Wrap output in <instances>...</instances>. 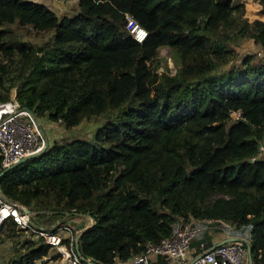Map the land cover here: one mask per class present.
Listing matches in <instances>:
<instances>
[{"label": "trees", "instance_id": "1", "mask_svg": "<svg viewBox=\"0 0 264 264\" xmlns=\"http://www.w3.org/2000/svg\"><path fill=\"white\" fill-rule=\"evenodd\" d=\"M261 5L80 0L78 13L61 19L42 4L0 0V103L16 88L41 123L66 129L118 112L94 143L50 142L0 180L2 193L31 211L93 218L79 239L93 264L130 261L182 223L243 237L264 263V160L251 161L264 144V60L244 57L226 81L208 80L229 63L232 33L264 50V21L251 20ZM125 13L148 31L144 43L126 31ZM14 24L54 32L53 44L16 42L5 28ZM166 47L181 64L173 77L157 73ZM5 228L18 231L13 222ZM34 240L11 264L49 257V246Z\"/></svg>", "mask_w": 264, "mask_h": 264}, {"label": "built area", "instance_id": "2", "mask_svg": "<svg viewBox=\"0 0 264 264\" xmlns=\"http://www.w3.org/2000/svg\"><path fill=\"white\" fill-rule=\"evenodd\" d=\"M79 3L80 0H64ZM125 29L133 40L144 43L149 33L135 18L125 13ZM264 53V52H263ZM6 102L0 103V172L13 166L20 160L44 150L41 134L33 121L31 114L21 106L17 100V93ZM242 114L232 113V122L239 120ZM51 123H47L50 127ZM45 130V129H44ZM264 160V144L260 153L252 158V162ZM37 213L25 206L9 200L0 189V230L8 222H13L19 231L30 234L36 239L43 240L54 253L58 264H93L83 259L79 249L80 236L95 225L90 216H82L89 221L80 228L72 225L70 214H64V219L52 229L36 228L32 224V217ZM69 221L70 223H65ZM225 227L230 228L228 225ZM231 229V228H230ZM200 229L192 223H182L175 232L160 243H148L143 254L132 258L133 264H147L149 257H167L171 264H264L262 255H252L250 241L237 237V241L208 250L195 259H190L191 244L198 236ZM49 256L45 260H49Z\"/></svg>", "mask_w": 264, "mask_h": 264}, {"label": "rangeland", "instance_id": "3", "mask_svg": "<svg viewBox=\"0 0 264 264\" xmlns=\"http://www.w3.org/2000/svg\"><path fill=\"white\" fill-rule=\"evenodd\" d=\"M34 3L42 4L53 9L59 18L75 16L78 13L77 4L72 2H66L64 0H28ZM247 0H233V4L238 3L245 4ZM257 3V0H255ZM259 14L257 17L251 18L252 21L260 19L264 21V7L261 5L258 8ZM251 21V22H252ZM6 29L13 30L12 37L15 38L16 42L28 45L32 48H47L53 44L54 32H36L32 28H21L17 24L6 25ZM253 27L251 25V29ZM226 46L232 50V55L229 59V63L218 68L216 71L209 76L208 80H223L226 81L230 76L241 71L242 61L244 57L250 56L253 58V62H259L264 60V50L256 44L255 40L250 35L242 36L236 33H232L230 38L225 41ZM159 59L161 64L157 69V73H166L170 76H176L180 70V62L177 59L176 54L172 49L166 47L162 48L159 52ZM17 93L16 88L11 89L10 97L12 98ZM117 113H107L101 117L93 118L92 120L84 121L79 127L74 129H66L62 125L51 123L50 127L47 125V120L40 121V125L47 135L45 139L41 136V140L45 146V140L50 142H57L60 144L69 143L74 140H87L94 143L98 133L110 122L116 121ZM39 130V129H38ZM40 133V131H39ZM49 142V143H50ZM50 145V144H49ZM31 211V210H30ZM33 212L37 215L32 217V224L36 228L52 229L59 222H62L64 215L56 214L53 212H47L42 210H34ZM74 220L73 222H85L89 224V221L82 218V216L74 215L70 216L69 219ZM65 223H70L65 221ZM75 225H77L75 223ZM74 225V226H75ZM19 230V229H18ZM33 239L30 234L24 232H10L9 229L5 228L0 231V264H11V261L16 259L18 255L26 252L27 247L33 243ZM36 240V238H35ZM34 240V241H35ZM51 259L42 260L38 264H58L57 260L53 258L54 253L49 252ZM121 264H133L131 261H127Z\"/></svg>", "mask_w": 264, "mask_h": 264}, {"label": "crops", "instance_id": "4", "mask_svg": "<svg viewBox=\"0 0 264 264\" xmlns=\"http://www.w3.org/2000/svg\"><path fill=\"white\" fill-rule=\"evenodd\" d=\"M50 142V141H49ZM86 219V218H84ZM74 221V220H72ZM77 228L84 226L85 222H76ZM226 228L225 226L221 227ZM18 230V229H17ZM19 231V230H18ZM31 236V235H30ZM32 237V236H31ZM234 238L235 236H231L229 232L223 231L221 233H217L213 230L204 229L200 230L198 236L193 240L191 244V251H190V259H195L196 257L200 256L201 254L205 253L206 251L210 250L211 248L217 246L218 244L222 243L226 239ZM34 238V237H32ZM237 238V237H235ZM209 245L212 247L208 249ZM148 264H171V261L164 256L159 257H149Z\"/></svg>", "mask_w": 264, "mask_h": 264}, {"label": "water", "instance_id": "5", "mask_svg": "<svg viewBox=\"0 0 264 264\" xmlns=\"http://www.w3.org/2000/svg\"><path fill=\"white\" fill-rule=\"evenodd\" d=\"M30 114H31V116L33 117V121H34V123L36 124V126H37V128L39 129V131H40V134H41V136L45 139V137H46V133H45V130L41 127V125H40V122H39V120H38V118H37V116L34 114V112H32L31 110H29V109H26ZM49 141L48 140H45V148H44V150L43 151H41V152H39V153H37V154H34V155H31V156H29V157H27V158H24V159H22V160H20L19 162H17L16 164H14L13 166H11V167H9V168H7V169H5V170H3L2 172H0V180L8 173V172H10L11 170H13L15 167H17V166H19V165H21V164H23V163H25V162H27V161H29V160H31V159H34V158H37V157H40L41 155H43L46 151H47V149L49 148ZM224 225H222V227H223ZM88 231V229L85 231V232H87ZM234 242V241H237V238H230V239H226V240H224L222 243H220V244H218L217 246H215V247H213V248H211L210 250H213V249H215L216 247H218V246H221V245H224V244H227L228 242ZM89 262V261H88ZM90 263V262H89ZM147 264H148V262H147Z\"/></svg>", "mask_w": 264, "mask_h": 264}]
</instances>
